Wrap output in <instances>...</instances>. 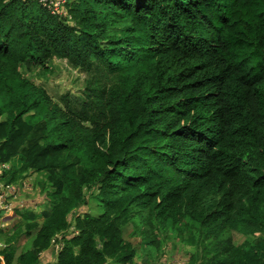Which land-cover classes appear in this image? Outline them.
<instances>
[{"label":"trees","instance_id":"1","mask_svg":"<svg viewBox=\"0 0 264 264\" xmlns=\"http://www.w3.org/2000/svg\"><path fill=\"white\" fill-rule=\"evenodd\" d=\"M64 1L0 0V184L48 201L14 205L0 264H136L133 218L186 264H264V0ZM53 59L77 96L27 76Z\"/></svg>","mask_w":264,"mask_h":264},{"label":"rangeland","instance_id":"2","mask_svg":"<svg viewBox=\"0 0 264 264\" xmlns=\"http://www.w3.org/2000/svg\"><path fill=\"white\" fill-rule=\"evenodd\" d=\"M55 3L60 2L61 0H53ZM52 72L47 74L45 77H40L36 73H29L27 76L30 80L33 81L38 87L44 88L48 93L49 97L53 100L59 98L61 94L66 91H71L74 95H78L80 88L83 83V77L77 71L71 69L65 60L53 59L52 61ZM18 159L15 158L12 161V164H17ZM9 166V165H8ZM30 182H34L35 175L32 174L29 177ZM38 186L34 183L30 190L24 191L20 196H12L8 199V207L14 208L15 204L25 205V203H30L28 209L35 210V213L39 214L44 210V207L47 206V200H45L44 195L41 193L38 194ZM40 196V197H39ZM26 201V202H25ZM7 206H3L0 209H6ZM81 212H88L93 216L99 214V209L96 204L84 206L81 209ZM24 211L23 209L20 212ZM0 216V228L8 229L11 231L12 227L18 222L22 223L20 218L16 215L13 216V210L8 209V211H3ZM135 213H139V210H135ZM12 216L11 218H8ZM136 224H139L138 227ZM142 224L138 218H133L130 224L125 228V240H130L135 249L137 250L135 262L136 264H186L188 259L187 251L190 249L188 246L182 245L181 243L174 244L170 238L171 236L168 233H156L162 240L163 245L160 250L154 248H148L144 245V241L141 239V235H132L133 231L137 228H141ZM138 232V231H137ZM136 232V233H137ZM232 238L235 242H239L241 237L237 233H232ZM30 239L24 237L20 238L15 246H12L13 249H16L18 253L25 250L28 247ZM0 247H4L3 243H0Z\"/></svg>","mask_w":264,"mask_h":264},{"label":"built area","instance_id":"3","mask_svg":"<svg viewBox=\"0 0 264 264\" xmlns=\"http://www.w3.org/2000/svg\"><path fill=\"white\" fill-rule=\"evenodd\" d=\"M42 5L48 6L56 11L59 14L65 15V9H64V0H61L60 2L55 3L53 0H38ZM2 169H8V165L2 164L0 167V170ZM17 195V190L14 185H6V184H0V208L3 206H7L4 211H8V209L12 210L11 207H8V200L6 201L5 199H9L12 196ZM3 210V209H0ZM181 264V263H180Z\"/></svg>","mask_w":264,"mask_h":264},{"label":"crops","instance_id":"4","mask_svg":"<svg viewBox=\"0 0 264 264\" xmlns=\"http://www.w3.org/2000/svg\"><path fill=\"white\" fill-rule=\"evenodd\" d=\"M26 185H28V184H26ZM23 188L26 189L27 187L26 186H23ZM28 190H29V187L25 191H28ZM22 193H23V191H21L20 189L17 190V195L18 196H20ZM55 258H56L55 257V252L53 250L52 251H49L47 253L46 252L45 253H42V255H41V261H42V263L54 262L55 261Z\"/></svg>","mask_w":264,"mask_h":264}]
</instances>
